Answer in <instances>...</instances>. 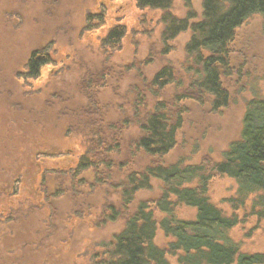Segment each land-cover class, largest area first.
Instances as JSON below:
<instances>
[{"label": "rangeland", "instance_id": "rangeland-1", "mask_svg": "<svg viewBox=\"0 0 264 264\" xmlns=\"http://www.w3.org/2000/svg\"><path fill=\"white\" fill-rule=\"evenodd\" d=\"M202 2L191 0L196 19L202 14ZM103 6L109 25H126L127 33L118 51L101 45L100 38L106 27L84 31L88 13H96ZM171 11L178 17H185L189 11L186 0H174ZM162 13L161 10L139 9L135 0H0V138L5 141L11 139L10 135H17L20 124L25 121L22 117H26L28 134L40 130V126L34 124L42 118V127L48 128L47 137L54 143L65 141L68 132L66 142L69 146L83 142L92 147L100 133L108 143L120 144L109 177L112 182L93 189L85 187L83 194L66 193L56 200L53 209L48 211L53 214L54 221L50 232L43 233L45 225L39 221L41 212L33 213L30 240L43 236L46 240H37L33 247L24 245L18 254L22 253L23 259L19 257V264H43L44 259L49 260L48 264H91L92 252L98 251L103 239L108 240L121 230L138 202H152L158 198L162 182L153 179L151 189L136 193L128 211H123L114 221L99 222L101 212L109 205L121 209L120 190H115L112 183L123 181L129 170H138L157 161L134 147L141 134L136 113L145 114L157 99L176 103L179 93L190 94L176 103L177 107H184L183 123L178 131L177 145L163 157L167 164L179 159L187 163L222 161L251 129L244 127L242 118L248 99L254 93L264 95V17L255 16L239 29L232 49V73L222 78L231 95L230 103L214 112L209 101L201 102L188 90L191 74L187 72L185 47L190 31L171 40L168 43L170 50L164 53ZM52 42L56 62L44 66L40 79L33 81L40 89L36 94L41 93L35 98L34 92H22L14 76L31 49ZM167 64L173 66L176 81L159 91L161 93L156 97L152 89H158L152 86L151 80ZM190 66L197 74L196 63ZM196 78L202 76L197 74ZM49 90L55 92V96L52 95L56 99L54 104L46 101L44 92ZM25 94L28 98H24ZM139 94L145 99L144 106L137 105ZM31 108L34 111L23 110ZM261 112L259 108L249 111L253 122H262ZM28 134L23 140L20 137V143H30L26 141L31 138ZM67 162L62 160L59 164L66 165ZM94 174H97L95 170ZM6 177L0 178L2 183ZM86 177L89 181L93 178L89 174ZM26 186L24 184L22 188L24 195L32 197ZM236 188L234 179L216 176L211 181V199L231 214L230 199L235 197ZM256 201L255 210L250 199L237 211L241 222L231 231L242 251L248 253H264V198ZM3 204V200L0 201V207ZM176 210L184 219L196 215V210L186 205H179ZM4 229L6 226L0 225V232ZM65 240L71 241L70 245L63 244ZM169 241L170 237L159 227L156 244L167 248ZM168 258L176 263L171 254Z\"/></svg>", "mask_w": 264, "mask_h": 264}, {"label": "trees", "instance_id": "trees-1", "mask_svg": "<svg viewBox=\"0 0 264 264\" xmlns=\"http://www.w3.org/2000/svg\"><path fill=\"white\" fill-rule=\"evenodd\" d=\"M173 1L135 0L139 9L163 12L161 39L165 47L164 53L170 50L168 43L171 40L182 32L190 31L191 35L185 47L187 72L191 74L188 90L201 102L209 101L214 112L219 111L227 107L231 99L222 78L229 77L232 73V49L238 31L253 17H264V0H203L202 14L198 19L192 9L191 0H186L189 11L185 17L173 14ZM104 28L106 31L101 35V45L113 52L120 50L127 33L126 25H109L106 8L103 6L96 13H88L84 31ZM194 62L198 67L197 74L202 78H196L197 74L190 66ZM54 63L51 57L33 55L28 65V76L22 75V86L33 92V84L28 80L39 78L42 68ZM20 76L17 73V77ZM175 81L173 66L164 65L151 80L152 86L158 89H152V94L159 96V91ZM177 82L182 84V81ZM189 95L186 92L179 93L175 102H181ZM137 103L138 106L145 105L141 94L137 97ZM176 103L157 99L151 110L143 115L139 111L136 113L141 134L134 147L136 151L141 149L157 161H153L140 172L129 170L126 173L120 185L122 208L128 211L139 190L151 189L152 179L162 182V190L154 201L142 200L138 202L135 212L126 213L128 217L122 229L107 243L104 255L91 257V264H264V253L242 251L241 244L231 234L241 222L237 211L245 207L250 199L254 209L260 201L256 200L264 198V95L254 93L248 99L242 121L245 128L248 126L251 129L222 161L217 162L187 163L184 159H179L175 163L167 164L163 161V157L176 146L177 133L183 123L184 107H180L179 103L177 107ZM257 108L262 111V122L257 121L258 124L253 122L249 114V111ZM94 159L83 156L76 165L75 176L88 168L96 169L97 160ZM105 166L111 168L112 161L105 160ZM216 176L232 178L237 185L236 195L230 199L233 208L231 214L211 199V181ZM84 182L82 179L81 183ZM179 205L194 208L195 217L184 219L178 216L176 209ZM121 212L112 208L110 219H117ZM13 220H16L15 215H6L4 210H0L1 226H6ZM159 227L170 237L167 248L155 242ZM12 232V227H6L4 232H0V251L6 245L3 241L5 234L12 235ZM169 254L176 258V263L168 258Z\"/></svg>", "mask_w": 264, "mask_h": 264}, {"label": "flooded vegetation", "instance_id": "flooded-vegetation-1", "mask_svg": "<svg viewBox=\"0 0 264 264\" xmlns=\"http://www.w3.org/2000/svg\"><path fill=\"white\" fill-rule=\"evenodd\" d=\"M52 44L53 42L37 47L35 49H31L29 56L22 64L21 69H19L17 72L21 74L20 78L14 76V79L19 82L22 92L25 91L26 94L32 92L31 90H28V88L22 86V84L24 83L22 77L25 75L28 76V65L33 55H42L43 57L49 58L51 57L52 61H55L54 55L52 53ZM39 73H41L42 75V71H40ZM40 77L36 79L33 78L31 79V81L28 80L33 84V92L35 94L40 92V89L36 84L33 83V81H38ZM44 93L45 98H47V103L54 104L56 99L52 97V95L54 94L55 96V92L49 90L47 92L45 91ZM26 94L24 95V98H28ZM40 94L41 93L36 94L35 98H37ZM28 96L31 97L30 95ZM23 110L34 111L33 108ZM22 118L25 121L20 124V130L19 132H17V135L12 136L9 134L11 136V139H7L5 141L4 139L0 138V178H2V176L4 175L7 176L4 183H2V181L0 180V201L3 200V203H5L1 206L4 209H2L1 207L0 208L1 210H5L6 215L12 214L16 216V220L10 221L6 224L7 229L11 227L14 229V227L18 225L16 226L15 230H13L12 235L7 233L5 234L6 240L3 239V241L6 242V245L5 247L2 246L4 248L0 251V264H19L22 253L20 254L21 256L18 254L21 252L22 248H24V245L33 247L34 245H36L37 240H40V242H44L46 240L45 236H43L42 238H37V240H30L32 236L30 235L31 231L29 230L31 228H29V226L32 222L31 220L33 213H38V211L41 212L42 217L39 221L45 225V230L43 233L46 234L47 231H51L52 228L50 227L53 226L54 222L53 214L48 211H50V209H53L56 200L63 197L66 193L80 192V194H83L85 187L93 189L98 185L105 186L106 184L112 182L109 180V177L112 175V169L114 167V154L118 152L120 145L118 142L114 144L108 143V139H104V135L102 133L97 135L98 139L93 143L92 147H87L83 142H77L69 146V144L66 142V139L68 138V132L67 137H64L65 141L54 143L47 137L48 128L42 127L44 125V122H40V120L43 121L42 118H39V121L34 124L36 127L40 126V130L36 131L34 127V131L36 132H31V134H28L26 131V129L28 128V118ZM25 134L31 136L30 139H26V141L30 143H20V137H22L23 140V136ZM136 140L134 142V146ZM139 151L143 150L139 149ZM106 155L108 156L107 158L105 157ZM83 156L94 157V160H97V168H88L87 170L81 172V174L79 173V175L75 176V174H77L76 165L79 163ZM62 160H67V164H59ZM105 160H107V162L112 161L111 168H107L105 166ZM150 164L152 163H149L144 166V168L138 170L132 169L131 172H140ZM94 170L97 174H94ZM30 172L33 173L30 175ZM87 174L92 175L93 177L92 179H90V181L86 177ZM82 179L85 180L84 183H81ZM152 181L153 179L151 180V183ZM24 184L27 185L26 189L28 187V190H30V194L32 197H26L24 195L22 189ZM112 184L115 190H120L121 196V181L117 184ZM81 188L83 189V191L81 190ZM57 193H59V195H57ZM136 206L134 207V209L136 208ZM112 208L116 209L117 211H122L121 213H123V211L125 212V210L122 208L121 199V209H118L114 205H109L101 212L102 217L99 220L101 224H104L107 221H114L109 217L110 210ZM255 209L256 208H254V210ZM120 215H118V217H120ZM117 233L113 234L108 240L103 239L99 244L98 251L92 252L91 255H98L100 257L104 255L105 246L108 242L112 241ZM70 243L71 241L69 240L63 241V244L70 245ZM42 263L48 264L49 260L47 261L46 259H44Z\"/></svg>", "mask_w": 264, "mask_h": 264}]
</instances>
